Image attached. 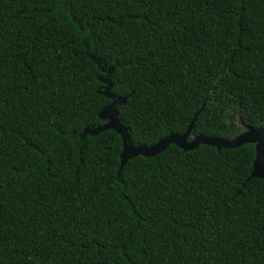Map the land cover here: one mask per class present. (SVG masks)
<instances>
[{"label": "trees", "instance_id": "1", "mask_svg": "<svg viewBox=\"0 0 264 264\" xmlns=\"http://www.w3.org/2000/svg\"><path fill=\"white\" fill-rule=\"evenodd\" d=\"M264 0H0V264H264Z\"/></svg>", "mask_w": 264, "mask_h": 264}, {"label": "water", "instance_id": "2", "mask_svg": "<svg viewBox=\"0 0 264 264\" xmlns=\"http://www.w3.org/2000/svg\"><path fill=\"white\" fill-rule=\"evenodd\" d=\"M105 89L103 92L106 97L112 99V103L100 111L99 118L105 122L104 125L93 129H87L85 134L96 136L108 130H115L122 138L123 150L120 155L121 168H123L129 160L137 156H144L147 158L155 157L165 151L170 145H175L184 151L195 150L199 145L214 146L218 149L227 148L235 149L245 144H254L256 156L253 164L252 173L248 179H264V128L247 125L242 121L244 130L233 139H224L218 137L196 136L193 137V130L198 116L203 111L204 107L195 115L187 131L182 135H169L162 139L155 145L150 147L133 146L127 128L120 122L118 112L116 110L118 105L124 104V100H119L113 95H110V87L108 79L103 80Z\"/></svg>", "mask_w": 264, "mask_h": 264}, {"label": "rangeland", "instance_id": "3", "mask_svg": "<svg viewBox=\"0 0 264 264\" xmlns=\"http://www.w3.org/2000/svg\"><path fill=\"white\" fill-rule=\"evenodd\" d=\"M237 124L239 125V127L241 128V130H244V126L242 125V119L241 117L237 118Z\"/></svg>", "mask_w": 264, "mask_h": 264}]
</instances>
